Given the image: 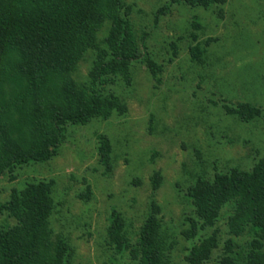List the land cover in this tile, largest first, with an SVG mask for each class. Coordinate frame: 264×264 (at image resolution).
Instances as JSON below:
<instances>
[{
  "label": "rangeland",
  "instance_id": "374dc122",
  "mask_svg": "<svg viewBox=\"0 0 264 264\" xmlns=\"http://www.w3.org/2000/svg\"><path fill=\"white\" fill-rule=\"evenodd\" d=\"M125 1L134 7L131 19L142 52L162 67L158 79L136 62L130 86L118 80L108 87L126 103V113L71 126L55 158L1 177L0 201L14 188L54 180L51 228L72 245L73 264L127 263L108 244L112 211L123 215L135 242L154 202L173 245L172 262L190 264L192 241L183 231L193 210L186 191L191 175L251 167L264 154V0H228L211 9L185 0ZM193 46L206 49L202 63L192 59ZM91 62L89 56L81 63L79 81L87 79ZM240 105L257 107L262 115L247 123L225 108ZM102 135L112 142V168L101 162ZM157 172L162 183L155 190ZM230 211L226 207L215 228L203 234L218 228L224 242ZM13 223L0 215V226ZM247 239L237 238L236 244ZM222 246L206 264H215Z\"/></svg>",
  "mask_w": 264,
  "mask_h": 264
},
{
  "label": "trees",
  "instance_id": "16d2710c",
  "mask_svg": "<svg viewBox=\"0 0 264 264\" xmlns=\"http://www.w3.org/2000/svg\"><path fill=\"white\" fill-rule=\"evenodd\" d=\"M185 2L211 9L228 0ZM133 12L125 0H0V179L22 165L55 158L71 126L125 114L126 103L108 87L118 80L130 86L136 62L158 79L162 67L142 52ZM190 52L202 63L205 48L193 46ZM89 56L90 72L81 82L76 73ZM225 108L247 123L262 115L251 105ZM112 152L111 140L102 135L99 155L108 168ZM213 172L191 175L186 190L193 208L183 231L192 241L187 261L206 264L223 245L215 264H264V154L251 167ZM161 183L157 172L153 189ZM54 186V180L30 182L0 201V215L14 220L0 226V264H73L72 245L51 228ZM151 205L135 242L123 215L112 211L108 244L127 259L125 264H176L169 256L173 245L163 232L161 209ZM226 207L231 209L227 239L220 241L218 228L204 235ZM246 237L244 245L236 244Z\"/></svg>",
  "mask_w": 264,
  "mask_h": 264
},
{
  "label": "bare ground",
  "instance_id": "6f19581e",
  "mask_svg": "<svg viewBox=\"0 0 264 264\" xmlns=\"http://www.w3.org/2000/svg\"><path fill=\"white\" fill-rule=\"evenodd\" d=\"M151 34V33H150Z\"/></svg>",
  "mask_w": 264,
  "mask_h": 264
}]
</instances>
